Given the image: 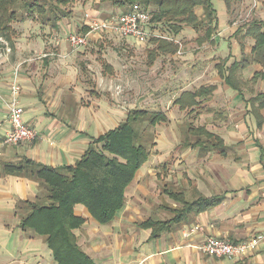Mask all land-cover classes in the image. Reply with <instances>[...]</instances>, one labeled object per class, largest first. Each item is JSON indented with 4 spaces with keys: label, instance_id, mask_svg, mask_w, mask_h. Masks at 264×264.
Listing matches in <instances>:
<instances>
[{
    "label": "crops",
    "instance_id": "crops-1",
    "mask_svg": "<svg viewBox=\"0 0 264 264\" xmlns=\"http://www.w3.org/2000/svg\"><path fill=\"white\" fill-rule=\"evenodd\" d=\"M244 1L247 5L251 3ZM258 2L260 11L264 0ZM259 14L264 17L263 11ZM86 17L76 24L65 23L62 35L48 44L25 37L14 39L16 50L11 54H6L7 49H1L5 54L0 50V264H56L46 237L37 235L31 228L25 229L23 224L30 213L25 204L47 200L44 187L24 171L16 174L11 167L21 166L27 160L55 169L71 167L85 155L93 140L121 124L114 106L103 108L95 101L88 107L83 103L86 88L81 69L83 65L92 69L93 55L84 49L74 52L67 41L61 40L71 33H89L95 19ZM220 27L222 35L214 41L219 53L225 55L223 59L232 58L233 65L243 56L240 45L228 34L230 30L232 34L236 31L227 19ZM103 36L109 40L121 38L96 32L88 37V44L93 46L92 42L104 40ZM233 41L239 50L233 49ZM146 44L138 43V47ZM248 47L244 50L246 55L253 53L255 45ZM250 68L253 73L249 84L242 82L237 86L239 83L233 81V88L225 83L224 77L213 80L210 86L199 87L215 86L213 101L219 95L227 98L224 100L227 121L222 122L224 127L219 125L222 127L217 129L219 132H211L223 141L222 146L213 147L214 140L207 144L205 136H198L195 140L203 143L187 147L190 143L185 139L179 143L180 136L171 139L168 134L162 135L160 144L168 145L167 149L162 148L168 153L150 157V162L138 172L127 190L126 206L114 222L100 225L83 206L75 207V214L86 223L73 233L91 261L95 264H264V238L255 251L239 259H217L201 250L208 237L233 243L264 236V109L252 107L257 94L264 93V65L257 63ZM257 74L263 76L254 80ZM13 83L20 90L24 123L38 133L36 141L24 146L4 145L10 129L7 104ZM185 92L194 90L184 89L176 100ZM195 109L188 111L192 113ZM163 112L171 113L170 108ZM174 143L177 145L171 149L169 146ZM158 166L160 172L156 171ZM156 181L161 184L156 185ZM203 199L217 201L201 213L194 209L182 213ZM148 221L165 223L158 238H152L151 228L142 227Z\"/></svg>",
    "mask_w": 264,
    "mask_h": 264
},
{
    "label": "rangeland",
    "instance_id": "rangeland-1",
    "mask_svg": "<svg viewBox=\"0 0 264 264\" xmlns=\"http://www.w3.org/2000/svg\"><path fill=\"white\" fill-rule=\"evenodd\" d=\"M27 1L28 4H31L34 0ZM37 2L45 5L46 15L36 14L32 17L26 9L22 8L21 4L18 9L19 21L13 24L16 32L15 40L33 37L39 42L48 44L51 39L55 40L62 35L61 28L63 29L67 24H76V22L88 19L86 15L92 16L97 22H101L109 19L112 15L122 14L130 8L129 3H126L123 8L118 6L117 0L108 3H102L99 0H71L65 6L57 5V0H37ZM256 3L259 5L258 0H251L249 5L244 0H237L227 10L224 0L213 1L218 20L217 26L213 30V37L217 38L222 35L220 25L227 19L231 29L236 31L232 34V30H230L228 34L232 40L240 45V51L243 54L235 62L238 65L237 68H233V73L230 72L232 80L239 83L237 86L242 85V82L243 85L244 82H246L245 84L251 83L249 78L252 76L253 68L250 67L256 65L257 60H263L257 53H252L253 55L244 53L246 46L255 45L254 39L247 35L252 23L264 21V17L259 14L260 11L264 12V2L260 11ZM53 5L58 8L51 9ZM196 13L201 20H205L203 8H197ZM55 19L60 22H55ZM203 26L199 31H195L193 27L185 26L178 36H174L172 32L168 31L169 27L163 25L156 28L150 27L148 44L139 47L138 43L131 37L109 40L103 36L105 37L104 40L98 39L92 42L94 43L93 46L87 43L88 45L81 49H84L83 51L86 53H91L94 60L90 63L91 70L85 65L81 69L85 80L84 87L86 88L83 103L88 107L95 101L99 102L103 108L105 105L107 107L114 106L119 116V123L124 122L127 119V114L134 110H146L150 114H156L164 113V109L170 108L171 113L165 112L170 119L168 122L153 127L146 120L136 127L143 135V142L147 144L151 158L160 156L162 152L168 153L167 150H162V148H168V145L160 144L162 135L168 134L171 139L180 136L181 141L179 143L185 139L190 143L187 147H191L197 142L195 138H199L197 130L200 128H206L212 133L219 132L217 129L222 128L219 125L224 127L222 122L226 123L227 121L225 118L227 112L224 110L226 97L223 98L222 95H219V99L213 101L212 95L210 96L211 100L204 101L200 108L195 109L196 111L192 113L186 110L187 112L181 111L182 114L176 105L177 94L183 92L184 89L195 92L202 85L210 86L214 83L213 80L219 78L223 80L229 71V66L233 63L232 58L223 59L225 55L219 53V46L215 41L210 42L205 38V30L208 26ZM155 35L169 38V41L178 45V51L175 54L158 55L152 65V57L149 56V52L154 49V46L149 41ZM66 36L61 40L64 39L65 42H68ZM15 40L13 46L7 44L6 54H11L16 50ZM234 41L231 46L234 50H239V46ZM72 50L74 52L80 51L73 48ZM1 51L2 54H5L3 50ZM243 64L245 68H243ZM245 69L248 71L242 75ZM209 102L211 103L206 105ZM223 106L225 107L223 108ZM189 127L194 128L192 133L189 132ZM176 145L174 143L169 147L172 149ZM156 171L160 172L161 166H158ZM155 183L156 185L161 184L158 181Z\"/></svg>",
    "mask_w": 264,
    "mask_h": 264
},
{
    "label": "trees",
    "instance_id": "trees-1",
    "mask_svg": "<svg viewBox=\"0 0 264 264\" xmlns=\"http://www.w3.org/2000/svg\"><path fill=\"white\" fill-rule=\"evenodd\" d=\"M44 1V0H43ZM71 0H57V5H67ZM108 3L112 0H99ZM214 0H117V5L124 7L126 3L130 6L140 4L151 15L149 27L156 28L163 25L169 27V32L174 36L181 34L185 26L193 27L195 31L208 26L205 30V38L214 41L213 30L218 23L214 8ZM237 0H224L228 10ZM27 0H0V50L6 49L5 44L13 46L16 36L13 24L19 21V7L26 9L29 15H46L45 5L34 0L28 4ZM205 11V20H201L197 8ZM58 8L52 6L51 9ZM125 12V11H124ZM24 19V18H23ZM55 22H60L55 19ZM57 23V24H58ZM46 24V23H44ZM247 35L255 41L253 53L260 55L263 60L256 63L264 65V22L252 23ZM213 38V40H212ZM169 38L153 37L149 42L154 49L149 52L152 65L160 54H175L178 45L169 41ZM237 63L229 67L228 76H225V83L235 88L230 72L237 68ZM245 68V65H242ZM240 67V66H239ZM241 68V67H240ZM263 74H257L254 80ZM216 87H202L196 92H185L176 105L183 112L189 109L200 108L201 104L213 95ZM264 109V93L257 94L252 100V107ZM149 121L153 127L168 122L166 114H150L146 110L131 111L127 119L117 128L113 129L89 144L85 155L71 167L51 168L44 165H37L27 160L25 164L11 167L17 174L18 171L39 180L47 194V200L43 203L28 202L29 215L24 219L25 229L33 231L41 237H46L48 248L53 252L56 264H95L77 244V237L73 233L85 225V219L75 214V207L83 206L88 210L90 216L100 225H108L115 221L116 215L126 206V194L130 185L134 182L138 172L151 159L150 150L143 142L142 133L137 130V125L142 121ZM192 133L194 128L189 127ZM198 136L206 137L207 144L214 140L213 147L222 146L223 141L219 140L206 128L197 130ZM194 146L200 145L199 140ZM190 145V144H189ZM217 200L203 199L185 208V211L194 209L201 213L204 210L215 206ZM143 228H151L152 238H158L164 232L165 223L146 222Z\"/></svg>",
    "mask_w": 264,
    "mask_h": 264
},
{
    "label": "built area",
    "instance_id": "built-area-1",
    "mask_svg": "<svg viewBox=\"0 0 264 264\" xmlns=\"http://www.w3.org/2000/svg\"><path fill=\"white\" fill-rule=\"evenodd\" d=\"M151 15L140 4L130 6L128 10L119 15H112L109 19L101 22H93L89 26L87 34H69L68 43L75 50H80L88 44V37L96 32H106L107 34L117 35L121 38L131 37L140 44L148 43L150 37ZM153 37H159L157 35ZM11 96L8 102L10 129L4 145L24 146L33 143L38 138V133L24 123V109L20 104L19 87L13 83L10 88ZM200 231L199 228H195ZM264 236L251 237L243 242H231L226 239L208 237L201 250L213 258H244L249 252L255 251L263 240Z\"/></svg>",
    "mask_w": 264,
    "mask_h": 264
}]
</instances>
